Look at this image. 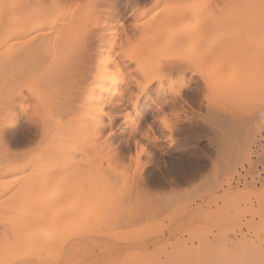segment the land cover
Listing matches in <instances>:
<instances>
[{"label":"bare ground","instance_id":"1","mask_svg":"<svg viewBox=\"0 0 264 264\" xmlns=\"http://www.w3.org/2000/svg\"><path fill=\"white\" fill-rule=\"evenodd\" d=\"M262 52V0H0V264H42V253L52 252L55 240L66 231L65 224L73 222L70 214L74 216L75 211L72 214L70 209L68 223L63 209V214L56 207L50 211L52 215L48 213L60 194L48 202L46 198V187L73 163L69 158L86 159L77 157L86 167L79 173L94 183L79 192L87 195L88 201L91 198V203L99 190L106 193L104 201L107 195L124 199L150 195V182H159L163 188L164 180L186 182L202 174L206 165L195 151L186 153L181 174H171L173 170L166 165L174 161V167L179 161L175 134L184 137L207 125L216 135L223 133L222 138L232 131L231 140L214 139L221 157L213 163L215 175L231 172L247 157L253 134L264 122V108L258 102L260 107L242 99L244 108L235 103L256 84L264 87ZM228 72H234L235 80ZM220 94L227 98L223 100ZM127 161L132 169L125 168ZM106 162L112 164L104 168ZM151 167L160 174L152 175L155 169L151 171ZM125 179H131V188L123 184ZM60 180V184L54 183L56 188L67 184ZM111 186L115 187L113 195ZM40 190L47 192L44 199L45 191L40 194ZM35 192L42 200L33 203L32 197H27ZM252 196L258 197L257 192L239 190L228 198L246 202ZM98 199L94 200L100 205L95 203L97 207L88 213L94 219L104 218L113 206L124 207L119 197V205L113 206L109 200L101 205ZM28 206L35 208L26 211ZM27 227L35 231L39 227L38 235L28 232V236ZM23 234L29 243L24 242ZM186 241L171 245L172 250L168 243L156 245L136 264L153 260L175 264L180 257L181 264H227L228 259H232L228 264L245 262L235 263L238 256L239 260L245 256L253 259L250 264L264 263L262 247L246 252L242 243H231L205 259L212 241L207 247L208 241L202 240L204 254L192 257L182 254ZM59 244L56 250L62 247ZM51 245L52 249L45 250ZM122 249L119 245L112 251ZM237 250L245 256L240 257L242 252L237 256Z\"/></svg>","mask_w":264,"mask_h":264},{"label":"rangeland","instance_id":"2","mask_svg":"<svg viewBox=\"0 0 264 264\" xmlns=\"http://www.w3.org/2000/svg\"><path fill=\"white\" fill-rule=\"evenodd\" d=\"M232 73H234V72H232ZM232 73H229L230 75L228 74V77L233 78L234 74L232 76ZM235 76H234V78H235ZM228 77H227V80H228ZM234 78H233V80H235ZM224 79H226V78H224ZM228 81H230V80H228ZM231 81H232V79H231ZM258 83H260V82H258ZM256 85L258 86V84H256ZM256 85H255V87L253 86L254 89H252L251 88L252 86H250L252 91L249 88H248L249 90L246 88L248 90V92L245 95L246 97L242 95V98L240 99L239 97H237V94H236L237 99L235 97V99H236L235 103L238 105L239 104L238 102H240V100L243 99V101L245 100L246 104L251 103L253 105L255 104L254 106H257V107L262 106L261 108H264V101L262 102V100L264 99V97H263L264 96V87L263 86L262 87L261 86L256 87ZM244 86H242V87H244ZM257 88H258V90H257ZM242 91H243V88H242ZM238 92H240V90H238ZM251 93L253 94V96ZM225 94L227 95V93H225ZM240 94H241V92H240ZM262 94H263V96H262ZM221 95L223 97V94H220V96ZM229 95L231 96V94H229ZM238 95H239V93H238ZM222 97H221V99H222ZM247 97H249L250 100ZM225 98H227V96ZM225 98L223 97V100ZM233 98H234V95H233ZM259 98L260 99L262 98V99L259 100ZM187 100L188 99H186V102H187ZM232 101H234V100L232 99ZM257 102L259 103L260 106H258ZM228 103L230 104L229 100H228ZM243 103L241 101L238 106L243 107V106H241V104H243ZM249 104H247V105H249ZM237 105H236V107H237ZM202 123L205 124L206 122L205 123L202 122ZM206 127H207V125L202 127L205 129L201 128L203 131H201V129H199L200 131L195 130V133L189 132L190 134L187 133L184 137L181 136L182 139L180 136L175 134L174 137L175 138L178 137L177 138L178 142L176 144V148L178 147V145L180 146L179 148H177L178 153L176 152V154L178 155L179 161H177V164L175 162L174 167H173L174 161L171 162L172 164L169 163V165L167 164L168 162L166 161V164H167L166 167L168 166L169 170H173L171 172L168 170L171 174H173V175L175 173L181 174L182 173L181 171H185V165H186L185 163L186 162L184 163L185 165L183 164V162L186 161L187 154L190 151L197 152V156L200 155L199 157H200L201 162L207 166V168L205 166V170L202 172V174L199 175L198 178L196 177L197 179L194 178V179H190L189 181L182 182V181H178V179L176 178V179H174V181L172 183L167 179V180H164V183H167L168 185L163 184L164 185L163 188H162V184L159 182L158 183H154V182L151 183L150 182L151 185H150V183L148 185V187L151 186V187H149L151 189L150 195L149 194L148 195L147 194H138V197H137V195H135L136 198L133 197V199H135V201H133L131 196H130V198L125 197V199L127 200V202H126V200L124 198H121V196L117 195V197H115L116 196L115 195L114 198L113 197L110 198V196H109V198L112 199V203H111L109 198L107 197L108 196L107 195L106 200H109L110 205L113 206L115 203H116V205H119V201L117 199L119 197V200L123 199L124 207L121 205H120L121 208H119V206L118 207L113 206L114 208L111 209V211H109L110 210L109 209L103 215V217L106 214L108 216L106 215L102 219H100L98 212H97V214H98L97 216H99L98 219H94V218L90 217L88 215V213L90 212V215H91L93 208L97 207V205L95 206L96 202L94 199L97 200L99 198L101 200V205L105 204L106 200L104 201V196L106 195V193H103L102 190H99L100 192H98L99 195H101L100 193H102L101 198H103L104 203H102V199L100 198L99 195H97V193H96L97 196L92 199V203L90 202L91 198L88 201L87 195H85V194H83V196H82V194L80 195L79 191H81V188H83L84 185H86L87 187L90 184L93 185L94 180L91 181V179H89L87 177L88 175L83 176V174H82V176H81V174L79 173L82 171V167H83V170L86 168V167L84 168L82 163H80L81 160L85 161L86 160L85 158H84L85 160L83 159L82 156H77V157H81L82 158L81 160H79L80 158H77V157H75L76 158L75 160H74V158H72V159L69 158V161L73 160L72 164H74V165H72V164L68 165L67 164L69 167L67 166L68 168L63 173L61 172L60 173L61 175L58 174V176H57L58 178L55 177V179H54V183L57 182L60 184L59 180L61 179L60 180L61 182H62V180L63 181L65 180L67 182V184L64 181V182H62V184H64V183L65 184L61 185V186L57 185L58 188L55 187L56 185L54 183H52L53 185L51 184V186L48 185V187H46V185H45L44 187H46V190H47V192L49 191V193H47L46 190H44L45 193L42 194V195H44V196H42L40 194L43 193L44 191L40 190L41 191L40 194H39V192L38 193L35 192L33 194L32 193L29 194L30 196L27 197V198L32 197V199H30V201L33 200V203H35V202H37V199H41V196H42V199H44L46 196L45 195L46 193L48 194L46 197L47 202H48V198L53 197V195H58V194L64 195L62 197H60V195H59L58 199L61 202V204L56 197V199H57L56 203L53 201L55 206L52 203V206H54V207H52L51 205L49 206V204L46 202V200H45V202L47 203V205L49 206V209H50L48 211V213H50V211L54 212L55 207L57 208V211H60V213L62 212V209H63V212H64L65 217H66L65 222H67V223L69 221L67 219L69 217V216H67L68 212H69L68 209L71 210V213H72V211H75L74 216H72L70 214V217H72L73 222L70 221L71 223H69V225L65 224L66 229L63 228L64 230H66L65 232L63 231L65 234L62 232L63 233V234H61L62 237L60 235L57 238L58 240L60 238V240H59L60 244H59V241L56 242V240H55V242H54V245H56V247L58 244H59V246H62V247H58L57 249H59V250H56V247L52 249V247H53L52 245H51V247L46 248L45 250H48V251L50 249H52L53 253L51 252V250H50V253L46 252V255L42 253L41 258L44 259L43 261L44 262L46 261L45 262L46 264H48V262L50 260H51L50 264L52 262L54 264H106V263L109 264L111 261L113 262V261L119 260L120 262L122 261L121 264H136L144 252H146L150 248L155 247L156 245L168 243V245H170L169 250H172L171 245H174L179 241H185V240L188 241V243L186 241V244H188V245H187V249L185 248V251L182 254L189 256V257L190 256L192 257V255L195 256L198 253L199 254L202 253L201 255L204 254L202 252V249H203V246L201 245V244H203L202 240L208 241L206 246L210 245V243H211L210 241H212L211 245L213 244V247L207 246L208 249L207 248L206 249L208 250V252L204 251V252H206L205 253V255H206L205 259L208 258V255H210V258H211V255L214 256L215 253L217 251H219L218 248H220L222 246L225 247L226 245H227L226 247H231L232 244H237L238 242H240V244L242 243L245 246L243 251L247 249V250H250V252H251V251H253V248H255V250H257L260 247H262L264 249V181L261 182L260 185H257L256 183L248 182V183L244 184L243 186H238V185H234L232 183V179H233L234 175H236L238 173L239 168L243 167L244 163L249 161L250 155H251V147H252L255 139L257 138V136L261 132L264 131V122H261L259 124V127L256 129V131L253 134L247 157L244 158V160H241L234 167V169L231 172H229L226 175H223L222 177L215 175V172H213V170H214V168H213L214 164L213 163H217L214 161L216 159H217V161H218V159H220L219 158L220 154L218 155L219 152L217 150L218 148H217V143L215 142V140L217 139L216 138L217 136L222 138L223 133H221V135H220V133L219 134L217 133L218 135H216V133H214L215 132L214 130H213V132H211L212 130L210 128L206 129ZM208 130L209 131L211 130V131L209 132ZM229 131L231 133L228 136L223 137L222 138L223 141H225L226 139H230V140L233 139L234 136L232 134V131L230 129H229ZM223 136H224V134H223ZM212 139L213 140L215 139L214 142ZM182 140L184 141V143ZM181 143H183V144H181ZM215 151H217V152H215ZM181 157H182V159H181ZM75 161H76V164H75ZM67 162H68V160H67ZM78 163H80L81 165H79ZM83 164H84V162H83ZM108 164H112V163L106 162L102 166L106 167V166H108ZM180 164L182 165V168L184 170L181 168V166H179ZM124 165H126V167H125L126 169H128V168L132 169L134 167V166L130 165V163L128 161H127V163L125 162ZM183 165H184V167H183ZM103 167L101 169H103ZM125 168H123V169L125 170ZM175 168H178L177 169L178 172L175 170ZM152 169L154 170L155 168L151 167V171H152ZM77 172L80 175H78ZM152 172H151L152 175H155L156 172H157L156 175L160 174L156 169H155V171H152ZM66 176H67L68 181L66 180ZM173 178H175V177H173ZM73 179L76 181L73 182ZM130 180L131 179H129V181H128V179H125L124 180L125 182L123 184L126 187H128L127 186V184H128L130 187V184L131 183L133 184V182L130 183ZM120 181L122 182L123 180H120ZM76 182L79 184H77ZM81 182H82V184H81ZM90 182H92V183H90ZM176 182L178 184H176ZM118 183H119V181H118ZM153 183H154V185H153ZM76 184L78 185V187ZM66 185H69L68 188L70 187L69 190L71 192L68 190ZM49 187L51 190H54L55 188L56 189L54 191H51L52 192L51 193L49 190ZM60 187L61 188L63 187V188L60 189ZM75 187H77L76 190H74ZM65 188H67V189H65ZM114 188H115L114 186H111V188H110V189H112L111 190L112 195L114 193L113 192ZM157 188L158 189L160 188L159 192H158ZM170 188H172L175 191H173ZM125 190H127V188ZM170 190H171V192H170ZM239 190L240 191L246 190L248 192H254V193L257 192L258 197L252 196L251 200L246 201V202L243 200L229 199L228 198L230 196V194H232L233 192H237ZM64 191L66 193H64ZM54 192H55V194H54ZM119 192L121 193V190H119ZM122 193H123V191H122ZM66 194L69 196L67 197V199H64L67 196ZM124 194H125V192H124ZM77 195H79V197L80 196H82V197L77 198ZM84 195H85L86 199H84L85 198ZM72 196H74V197H72ZM35 197H37V198L33 199ZM70 197H72V198H70ZM62 198H63V200H62ZM128 198H129V201H128ZM115 199H116V201H115ZM130 199L132 201H130ZM57 202H59V205L57 204ZM93 202H94V204H93ZM106 203H108V201ZM128 203L131 206H129ZM31 204H32V202H31ZM41 204H42V206H44V200L42 201ZM50 204H51V202H50ZM96 204H98V201ZM98 205H100V203ZM50 207H52V209ZM21 208L22 207H20V209ZM30 208L31 207L28 206L26 211H28V210L31 211L33 206L31 209ZM44 208L46 209L47 206ZM123 208H124V210H123ZM45 209H42V210H45ZM64 209H67L68 211L64 210ZM235 210H237V212ZM63 212H62V214H63ZM100 215H102V213H100ZM92 216L96 217V215H94V214H92ZM73 217H74V220H73ZM63 224H64V222H63ZM37 228H36V231L32 227H27V229H24V230H26L27 233L29 232V233L35 234L39 230V227H37ZM179 232H182L181 235H178L176 237V234ZM29 233H28V236H30ZM37 235H38V233H37ZM23 236H24V234H23ZM31 237H32V235H31ZM65 238H68V239H65ZM142 239H145V240L143 241ZM32 241L33 240H31V242ZM201 241H202V243H201ZM24 242L29 243L27 241V238H25V236H24ZM240 244H239L238 249L242 248V246ZM119 245L123 247L122 251L119 253H114L112 251V248L114 246H119ZM247 250H246V252H247ZM211 252H213V253L215 252V253L213 254ZM239 252H242V250L237 252L238 253L237 256L239 255ZM40 253H39V255H40ZM243 254H244V252L240 253V257ZM235 255H236V253H235ZM247 255H248V253H247ZM243 256H245V255H243ZM245 257H243V258L241 257L239 260V256H238V262H237V257H235L234 258V260L236 259L235 263H239V261H242L244 259L245 262L242 261L239 264H250L253 259L248 260V258H245ZM46 259L47 260L50 259V260L47 261ZM205 259H204V261H205ZM231 260L228 259V261L225 260V262H227V264H228ZM154 261H156V260H153L152 262L154 264H157ZM182 261H181V257H180V260L177 259L175 264H178V263L181 264ZM26 262L32 263L31 261H26ZM44 262L42 264H45ZM233 262L234 261H232V263ZM153 263H151V264H153ZM20 264H22V263H20ZM173 264H174V262H173Z\"/></svg>","mask_w":264,"mask_h":264},{"label":"built area","instance_id":"3","mask_svg":"<svg viewBox=\"0 0 264 264\" xmlns=\"http://www.w3.org/2000/svg\"><path fill=\"white\" fill-rule=\"evenodd\" d=\"M264 181V131L255 139L251 147V155L248 162L240 167L234 175L232 183L243 186L248 182L260 185Z\"/></svg>","mask_w":264,"mask_h":264},{"label":"snow or ice","instance_id":"4","mask_svg":"<svg viewBox=\"0 0 264 264\" xmlns=\"http://www.w3.org/2000/svg\"><path fill=\"white\" fill-rule=\"evenodd\" d=\"M262 3H264V0H262ZM260 76L262 83H264V52L261 54Z\"/></svg>","mask_w":264,"mask_h":264}]
</instances>
